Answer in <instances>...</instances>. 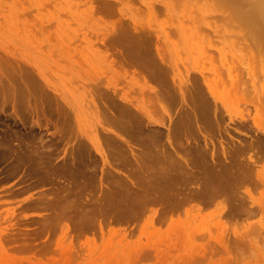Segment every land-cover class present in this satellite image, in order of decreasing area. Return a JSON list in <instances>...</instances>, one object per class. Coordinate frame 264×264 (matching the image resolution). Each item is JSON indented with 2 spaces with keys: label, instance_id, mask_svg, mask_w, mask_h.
Masks as SVG:
<instances>
[{
  "label": "rangeland",
  "instance_id": "374dc122",
  "mask_svg": "<svg viewBox=\"0 0 264 264\" xmlns=\"http://www.w3.org/2000/svg\"><path fill=\"white\" fill-rule=\"evenodd\" d=\"M163 1L0 0V85L5 86L0 87L1 98L5 97L0 98L4 103L0 133H11L10 147L19 149L20 155L33 147L39 151L46 160L43 171H48L49 160L48 167L58 175L57 169L70 158L97 167L75 176L59 175L54 184H39L44 172L34 173L29 168L32 160L18 164V170L14 167L19 151L7 160L0 149V264H264L260 183L240 190L242 213H229L221 196L206 204L192 201L170 212L154 202L142 213L126 217L120 213L131 204L135 191L130 185L114 188L113 182H125L127 175L133 183L135 177L120 164L114 169L102 165L95 150L101 147L105 153L117 139L125 146L120 138L131 143L127 135L115 127L114 131L109 114L129 107L133 113L138 108L164 119L170 114L172 120L179 96L198 88L204 90L218 124L205 130L210 161H228L232 144L252 143L261 136L254 133L250 118L256 109L264 113L259 94L264 86V69L259 66L264 64L251 47V51L246 47L249 52L243 48L250 46L249 40L235 27L226 30L223 25L219 30L218 22L223 24L224 19L207 5L191 8L187 0ZM190 17L199 21L188 26ZM138 40L141 50L136 55L131 46ZM134 59H144V64ZM150 66L167 79L165 85L178 89L176 102L171 104L160 93L158 82L148 73ZM7 86L14 88L12 98ZM20 90L25 91L23 99L16 95ZM36 118L42 122L38 127L30 123ZM241 118L246 124L240 123ZM148 128L166 132L156 125ZM200 142L203 145L202 138ZM106 157H110L107 152ZM66 180L73 207L64 212L67 193L57 185H66ZM105 192L107 199L102 196ZM111 192L116 196L113 202H118L115 207L106 205ZM246 192L257 202L251 204ZM77 206L90 218L80 219Z\"/></svg>",
  "mask_w": 264,
  "mask_h": 264
},
{
  "label": "bare ground",
  "instance_id": "6f19581e",
  "mask_svg": "<svg viewBox=\"0 0 264 264\" xmlns=\"http://www.w3.org/2000/svg\"><path fill=\"white\" fill-rule=\"evenodd\" d=\"M172 1L176 3L177 1H181V0H176V1L172 0ZM172 1H171V4H172ZM163 2H166V4H169V2L166 0H164ZM187 2L191 3V6L189 5V7L191 8L198 4H204V5H207L209 9H211V11L220 12L219 14H221V16L219 17L220 18L222 17V19H224V21L221 19L224 23L222 24L221 22H218V21H221L220 18L218 17L219 20L217 19L218 20L217 22L220 23V27H218L219 25L218 26L216 25V27H218V29L219 28L221 29V27L224 25V28H226V30L230 29L231 27L237 28L236 30L234 28L235 32H238L240 30L242 34L241 37L242 36L246 37V39H248L250 42V46L249 45L247 46V44H245V47L243 48L249 47L250 49L251 47L252 50L257 54L258 58L261 59V63L264 64V0H187ZM179 3L180 4L178 5H181V2ZM182 5L184 6L185 2ZM184 7H188V6L185 5ZM182 10L183 12H187L185 11V9H182ZM189 10H191L190 13L193 11V9H189ZM198 10H201V9L198 8ZM192 14L197 15L196 13L194 14V12H192ZM194 17H190V19L192 20ZM190 19H189L190 22L187 21L188 23H190L188 26L191 25V22L195 21V24H196L197 21H199V19L194 20L195 18L193 19V21H191ZM220 33H221L220 34L221 36L225 35L224 37L228 38V36H226L227 33L226 34L225 33L222 34V32ZM241 37L240 39H242ZM127 42H128L127 43L128 45L129 40ZM132 43L133 45L131 47L132 49L134 48L133 53L137 55V53L140 52L141 50V49L138 50L140 48L139 40H138V44L137 42H133V41ZM243 48L241 47L240 49L243 50ZM247 48L245 50H247ZM249 49L247 50L248 52H249ZM144 53L146 52L144 51ZM140 58H144V57H140ZM134 60L132 61L134 62ZM143 60L144 59H141V61L135 60V62L136 61L138 63L142 62L144 64ZM147 63L150 64L151 61ZM259 69L263 70L264 67L259 66ZM148 73L150 75V78H152L154 82H158L157 85H158V88H160V93L162 95L167 96L168 101L171 104L176 102L177 95H178L176 94V91H178V89L176 90L175 88L174 90L173 88L174 85L172 86V84H170L171 86L165 85L164 83H166L167 79L164 80V78L162 79L160 78L161 73L160 71H158L156 67L153 66L150 69V72ZM218 84L219 82L217 83V85ZM1 85L4 86L2 82H1ZM220 85L222 86V83H220L219 86ZM225 86H227V88L229 87V85H225ZM13 90H14L13 87L7 88V93L9 94L10 97H11V94L14 92ZM259 90H260V92L258 91L259 94H261V96L264 99V86H261ZM24 92L25 91L22 92L20 90L18 93H16V95L23 99L25 98ZM232 93H234V90ZM255 93H256V90H255ZM230 96L232 97L233 95L230 94ZM3 98L5 97H3L2 95L1 99L4 100ZM237 99H236L237 102L241 100L240 98H239L240 100L239 99L237 100ZM157 100L160 101L161 99L157 98ZM6 101L7 100H5V102ZM179 101L181 102H180V105L178 106L179 108H178V111L176 112L177 114H175V117L172 120L169 119V117H172L170 116V114H167L168 118L164 119V117L162 116L154 117L153 115L148 114L147 111H142V110H139L138 108L136 109L137 112L133 113L134 111L132 110L133 112H131V109L126 106H124L126 107L125 109H123V107L121 108L118 106L121 109L117 108L119 109L117 113L109 114L110 116L109 115L107 116L108 121L111 123V126L113 125L112 128L114 129V131H115V128H117V131H119V134L123 133L125 136L127 135L130 138V139L128 138V140H131L129 141L131 142L130 145L129 144L127 145L128 142H124L120 138V141H122L125 145V146H122V145L117 144L118 139L116 140L114 138L117 141V143L115 145L113 144L114 146H112V148L110 147L109 149L110 152L108 151V149L106 150V152L108 153L110 157H106V152L104 153L103 152L104 150H102L101 147H98V148L96 147L95 149L98 152L99 156L102 158V163H103L102 165H106L114 169L120 164L121 166H123V167H120L121 169L123 168L124 169L126 168V170L128 169V172L126 171L125 172L135 177V181H133V183L131 181H128L127 175L124 176L125 178L124 180L127 184L123 182V180L120 181L118 179L117 180L115 179V181L113 182V184L115 185L114 188L120 187L121 185H125V187L127 188V186L129 187L130 185L131 187H133V190L135 191L134 197L130 200L131 204L126 205V208H124L123 210L124 213H120V214H124L126 217L133 215V214L138 215L142 213L143 211H145L146 206L148 204H152L154 202H161L163 205L162 207L164 208V211L170 212V211H174L181 205L186 204V203H191L192 201L206 204V203L211 202L215 198L221 197V196L223 197L222 199V202L224 204L223 206L225 207L229 205L227 206L229 213L231 212L232 214L233 212L242 213L243 206L239 204L242 202L240 190H245V188H247L249 185L254 184V182L255 184L260 183L262 186H264V163H263L264 162V121H263L264 113H260V111L256 109L257 111L256 114H254L250 118L252 127L254 128V133L258 132L261 134V136L259 137L256 136V138H253L254 144L253 142L248 143V144L247 143L241 144V142H237L236 145L232 144L230 148V157L228 161H225L226 159L223 158L222 161H216L215 163L213 161H210V158L212 159V156H209L207 149H206L209 146H208V142L206 141L208 138L205 134V130L210 129V127H212V123L214 124L215 127H217L218 124L215 122V117L212 113L213 109L210 106L211 103L208 101V99L204 95V90L202 91V89L200 88H198V90L195 89L192 93H189L187 96L184 95V93H182L179 96ZM2 102L3 101H1V103ZM162 102L163 104H166L165 100H162ZM185 102L189 103V106L185 105L184 104ZM0 105H4V103ZM114 111H117V110H114ZM242 116L243 115H239L236 117H242ZM12 117L15 118L16 120L17 114L13 113ZM168 120L170 121L169 125H167ZM1 121H4V120L2 119ZM245 122L246 120L241 118L240 123L244 124ZM30 123L32 126H37V127L42 124V122L38 120L37 118L31 121ZM5 124L7 123L5 122ZM8 125L9 124H7V126ZM149 125H156L160 129L166 128V132H162L161 130H158V129L154 130L152 128H148ZM4 129H6V127ZM15 130L16 128L14 129V131ZM15 132L14 134L17 135ZM236 132L239 135H245V132H241L240 130H237ZM55 133L59 135L60 131L55 130ZM108 137L110 138L111 135ZM201 138L203 140V145L200 142ZM11 139H12L11 133H9V131L4 132L3 134L0 133V149L2 150L1 152H3L1 156L3 158H6L7 160L10 157H12V154L14 151L16 153L19 151V149L14 150L10 147V142L12 141ZM105 139H107L106 136H105ZM20 153L21 152L19 151L18 158L15 163L16 166L14 168L18 169L19 168L18 164H21L23 166L22 163L25 164L26 162H29V160H32V163H29L31 165L29 168L34 173L35 172L41 173L43 171V166L46 163V160L41 159L40 152L36 151L34 147L29 149L28 154L20 155ZM221 153L222 155H224L223 150L221 151ZM82 154L81 156H83ZM108 158L111 160L108 161ZM210 162H213V163H210ZM48 163L50 164L49 160H48ZM48 163H47V166L45 165L46 166L45 169L46 170L48 169V171L47 172L43 171L44 173L46 172L45 174L44 173L39 174L41 176V178L38 179L39 180L38 182H40L39 184H42L44 181H48V183L54 184V182L55 183L57 182L56 179L60 177L59 175L75 176L77 174L83 173L84 169L86 168L88 169L97 168L93 163H91L92 165H90V164H87L86 161L84 160L75 162L73 158H70L69 161L67 160L64 163L65 166L57 169L56 172L58 173V175L57 174L55 175V173L52 171V168L50 166H49L50 168L48 167ZM258 164H261L262 166L257 168L256 165ZM11 165L9 169L11 168ZM101 167H104V166H101ZM105 171H107V169ZM33 172H32V175H33ZM114 172L118 174L117 171H114ZM108 173L110 174V172ZM42 174L44 175L42 176ZM34 175H35L34 177H36V174ZM113 175L114 174H112L111 176L113 177ZM115 176L116 175H114V177ZM66 183L67 184L64 186L57 185L58 188L60 187L61 190L66 191L67 193L64 196L65 197L64 201L66 202L63 204V207H62L64 212L69 211V209L73 207V204H72L73 199L68 198L70 194H69V189H68L69 183L67 182V180H66ZM246 194L248 195L247 197L250 199L251 204H254L257 202L255 199L250 197L248 192H246L245 195ZM107 195H108L107 192L102 194V196L105 199H107L106 198ZM109 195H111V198L107 200L106 205L110 207L112 206L115 207L118 203L117 200L113 202V199H115L116 197L115 193L111 192V194ZM48 200L49 199L47 198V200L45 201H48ZM234 201H237L238 203L232 204V202ZM258 201L260 202L259 199ZM37 204H40V203L38 202ZM37 204L34 203V205L36 206ZM115 210L116 209H114V211ZM76 211L81 214L80 219L83 220V219L90 218L88 215H86L88 211L86 210L83 211L82 209L79 210L78 206L76 207ZM238 250H241V249L238 248Z\"/></svg>",
  "mask_w": 264,
  "mask_h": 264
}]
</instances>
